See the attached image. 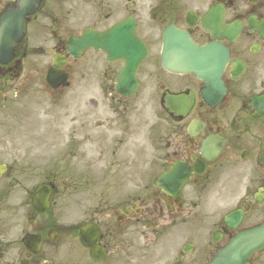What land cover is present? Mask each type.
<instances>
[{
    "label": "flooded vegetation",
    "instance_id": "obj_1",
    "mask_svg": "<svg viewBox=\"0 0 264 264\" xmlns=\"http://www.w3.org/2000/svg\"><path fill=\"white\" fill-rule=\"evenodd\" d=\"M17 2L0 0V16L8 7H16ZM215 4L225 8L228 23L241 24V33L235 41L226 34L219 39L231 52V63L223 76L228 95L218 106L209 107L198 98L202 84L191 75L163 71L155 48L165 26L174 22L187 28L189 10L200 14ZM126 16L136 18L137 30L145 32L142 36L151 49L138 71L137 92L132 97L117 93L116 74L121 64H114L96 76V82L86 81L83 71L73 93L66 95V156L78 155L82 160L93 157L97 159L94 164H99L97 170L82 173L87 197L81 205L82 220L71 225L64 216L60 221L50 217V212L38 214L31 206L33 191L39 185L36 121H31L28 140L22 134L26 126L21 116L25 107L21 95L27 81L32 94L35 90V54L44 56L47 48L49 52L67 54L65 37L69 31L89 25L104 28ZM251 19L264 20V0H40L27 24V34L17 46L18 55L8 61L0 59V264H147L154 256L146 241L151 224L161 216L162 243L168 228L190 219L202 202L234 198L241 185L229 187L227 182L234 174L241 178L251 174L249 179L255 183L249 184L248 194L242 193L239 203L247 207L246 215L260 217L264 212V171H257L255 163L264 149V117L254 107L252 98L264 92V26L252 30ZM189 30L200 43L213 39L199 23ZM238 61L244 63V69L235 78L232 72L237 68L233 63ZM68 72L72 88L74 72ZM86 85L93 86L98 101H84ZM168 92L195 94L187 116L167 109ZM158 108L172 129L166 140H161V134L150 138L141 119L142 111ZM73 109L76 115L72 114ZM195 119L201 121L202 131L193 138L188 126ZM211 134L223 139L222 151L202 174H197L193 167L201 158V140ZM150 145L160 153L157 156L161 158V173L177 159L191 166L190 179L179 195L159 189L156 171L150 177L148 162L140 161L150 158ZM229 167L236 169L230 171ZM65 171L68 188L70 167ZM214 180L218 182L213 183ZM87 223L101 230L98 242L105 253L98 261L90 259L89 250L77 238L79 228ZM222 231L227 233L224 228ZM27 234L40 238L39 251L26 245ZM180 253L187 258L183 251ZM260 261L264 264V256ZM165 262L166 252L161 247V264Z\"/></svg>",
    "mask_w": 264,
    "mask_h": 264
},
{
    "label": "water",
    "instance_id": "obj_2",
    "mask_svg": "<svg viewBox=\"0 0 264 264\" xmlns=\"http://www.w3.org/2000/svg\"><path fill=\"white\" fill-rule=\"evenodd\" d=\"M263 231L264 229L258 232L249 233L239 239H234L230 246L224 250L227 255V258L229 259L228 263L241 264L243 262L244 256H249V253L251 251L263 247L264 241L257 245H254L258 242L257 239L260 237V233ZM249 248L250 250L247 251ZM215 262L220 263L221 261H218V258H216L213 264H215Z\"/></svg>",
    "mask_w": 264,
    "mask_h": 264
},
{
    "label": "rangeland",
    "instance_id": "obj_3",
    "mask_svg": "<svg viewBox=\"0 0 264 264\" xmlns=\"http://www.w3.org/2000/svg\"><path fill=\"white\" fill-rule=\"evenodd\" d=\"M38 102H39V110L43 107V109L47 108V104L50 103L47 95H45L40 88V85L38 84ZM40 104H42L43 106H41ZM61 166L62 163L60 161V159H57L56 162L53 161L52 167L54 169V172L61 177L62 176V172L61 170ZM73 192H71V196L69 198V206H70V210H69V215L73 216V218H78L79 215V211H80V198L82 196V194H80L78 191L72 190ZM59 204H61V201L59 202ZM161 246V244H160Z\"/></svg>",
    "mask_w": 264,
    "mask_h": 264
}]
</instances>
